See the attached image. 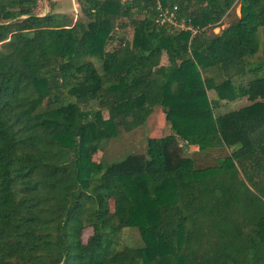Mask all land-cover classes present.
<instances>
[{"label": "trees", "instance_id": "16d2710c", "mask_svg": "<svg viewBox=\"0 0 264 264\" xmlns=\"http://www.w3.org/2000/svg\"><path fill=\"white\" fill-rule=\"evenodd\" d=\"M37 3L0 0V264H264V0H77L75 20L39 15ZM161 10L184 28L159 24ZM120 18L132 42L108 50ZM192 59L222 83L186 71ZM207 87L218 92L209 103ZM156 105L171 134L146 153L94 160L114 137L102 111L117 134ZM132 188L151 199L157 257L120 247Z\"/></svg>", "mask_w": 264, "mask_h": 264}, {"label": "rangeland", "instance_id": "374dc122", "mask_svg": "<svg viewBox=\"0 0 264 264\" xmlns=\"http://www.w3.org/2000/svg\"><path fill=\"white\" fill-rule=\"evenodd\" d=\"M49 11L56 12L60 14V16H66L69 19L75 20L77 16H81L80 6L77 3V0H38L37 8L35 12L39 15H44ZM239 15V8L234 6L231 10H229L228 14L223 17L222 24L223 26L228 25L231 20ZM116 28L114 31L113 39L109 41L106 45V49L111 50L117 48L121 41H129L132 42L133 28L129 23L127 18H120L116 21ZM220 27L214 29V32H218ZM123 39V40H122ZM264 39V34H263ZM261 54L258 53L256 58ZM94 64L98 68L101 69L100 61L98 59L92 58ZM162 64L168 63V58L166 53L164 52L161 58ZM185 67L186 71L192 72L193 74L196 72L197 79L201 82L211 76H216V84H221L223 81V77H218L216 73H205L200 71L197 67V62L195 59H192ZM246 78H250L246 76ZM244 78V83H246L247 79ZM205 96L207 98L208 103L210 100L218 98V92L214 88H206ZM222 105L219 109L214 110V114L225 112L233 109H238L241 106L249 104V100L246 98L236 101H230L229 99H221ZM99 122L103 127L108 130L114 137L107 141L103 148H101L94 155L95 161H104V164H109L113 161H118L123 159L128 153H146L148 140L150 138H162L166 137L172 133L166 119L165 113L162 110L160 105L154 106L151 114L149 115L146 122L130 131L125 132L120 130L117 134H115L114 126L111 121L108 120V113L106 111H102L99 115ZM183 142V141H181ZM183 144V149L186 155H193L196 153L199 148L197 144ZM228 153L227 150H216L214 151V157L218 159L219 157L226 155ZM184 154V155H185ZM203 154H196V160H202L201 157ZM194 157V156H193ZM202 162L203 165H209L210 163H217L210 156H207ZM133 194V211L131 217V224L129 227H126L122 230L120 235V247L129 246V247H143L146 246L151 251V254L154 257H157L162 252V247L160 246L158 240L156 239L155 233L150 229V219L149 213L151 199L150 197L141 198L140 192L135 191L132 188ZM166 234L169 236L170 233L167 229H165ZM92 229L87 227L84 229L82 234V240L85 242L87 238L91 235Z\"/></svg>", "mask_w": 264, "mask_h": 264}, {"label": "built area", "instance_id": "2783aa9c", "mask_svg": "<svg viewBox=\"0 0 264 264\" xmlns=\"http://www.w3.org/2000/svg\"><path fill=\"white\" fill-rule=\"evenodd\" d=\"M156 21L159 24H163L164 22L167 21V22H171V23H173L175 25H178L181 28H184V25L183 24H181V23L179 24L177 22L176 15L174 14L173 11L168 12V10H165V11L161 10V13L158 15V18H157ZM188 28H190V27H188ZM193 32H195V31L193 30Z\"/></svg>", "mask_w": 264, "mask_h": 264}]
</instances>
